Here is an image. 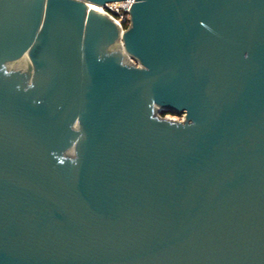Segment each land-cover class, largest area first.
Here are the masks:
<instances>
[{
  "label": "water",
  "instance_id": "water-1",
  "mask_svg": "<svg viewBox=\"0 0 264 264\" xmlns=\"http://www.w3.org/2000/svg\"><path fill=\"white\" fill-rule=\"evenodd\" d=\"M119 1L0 0V264H264V0Z\"/></svg>",
  "mask_w": 264,
  "mask_h": 264
},
{
  "label": "built area",
  "instance_id": "built-area-1",
  "mask_svg": "<svg viewBox=\"0 0 264 264\" xmlns=\"http://www.w3.org/2000/svg\"><path fill=\"white\" fill-rule=\"evenodd\" d=\"M134 0H123L119 2H112L106 4L105 7H101L102 11L111 20H114L121 30H125L129 24V10L132 7Z\"/></svg>",
  "mask_w": 264,
  "mask_h": 264
},
{
  "label": "rangeland",
  "instance_id": "rangeland-1",
  "mask_svg": "<svg viewBox=\"0 0 264 264\" xmlns=\"http://www.w3.org/2000/svg\"><path fill=\"white\" fill-rule=\"evenodd\" d=\"M170 119L175 120V121H181L184 119V115L183 114H177V115H172V114H168L167 115Z\"/></svg>",
  "mask_w": 264,
  "mask_h": 264
},
{
  "label": "bare ground",
  "instance_id": "bare-ground-1",
  "mask_svg": "<svg viewBox=\"0 0 264 264\" xmlns=\"http://www.w3.org/2000/svg\"><path fill=\"white\" fill-rule=\"evenodd\" d=\"M91 7H93L94 9H97V10H101V11H102L101 6H94V5H91Z\"/></svg>",
  "mask_w": 264,
  "mask_h": 264
},
{
  "label": "flooded vegetation",
  "instance_id": "flooded-vegetation-1",
  "mask_svg": "<svg viewBox=\"0 0 264 264\" xmlns=\"http://www.w3.org/2000/svg\"><path fill=\"white\" fill-rule=\"evenodd\" d=\"M165 116H167V115H165Z\"/></svg>",
  "mask_w": 264,
  "mask_h": 264
}]
</instances>
